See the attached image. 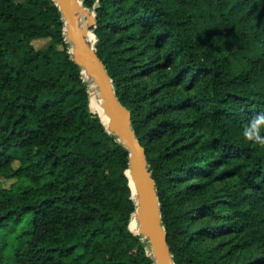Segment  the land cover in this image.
<instances>
[{"label": "trees", "instance_id": "1", "mask_svg": "<svg viewBox=\"0 0 264 264\" xmlns=\"http://www.w3.org/2000/svg\"><path fill=\"white\" fill-rule=\"evenodd\" d=\"M82 2L174 263L264 264V0ZM70 47L54 0H0V264H154Z\"/></svg>", "mask_w": 264, "mask_h": 264}, {"label": "water", "instance_id": "2", "mask_svg": "<svg viewBox=\"0 0 264 264\" xmlns=\"http://www.w3.org/2000/svg\"><path fill=\"white\" fill-rule=\"evenodd\" d=\"M54 1L60 7L65 18V33L67 40L71 43L70 52L82 66V72L84 68L88 69L99 91L107 121L102 116L99 117L106 130L115 134L128 149L129 160L125 172L129 180L132 198L136 203V209L132 216L136 214L140 222V232L150 242L154 264H175L169 249L160 198L148 162L146 148L137 137L132 126L131 113L119 100L112 78L97 52L96 35L94 44L86 38L89 27L86 22L81 21L80 0ZM92 11L94 12V10ZM87 20L89 25L94 26L96 24L95 12L88 15ZM66 26H68L69 35H67Z\"/></svg>", "mask_w": 264, "mask_h": 264}, {"label": "bare ground", "instance_id": "3", "mask_svg": "<svg viewBox=\"0 0 264 264\" xmlns=\"http://www.w3.org/2000/svg\"><path fill=\"white\" fill-rule=\"evenodd\" d=\"M83 12V9L81 8V4L79 6V13L81 15V13ZM67 28V32H68V35H69V29H68V26H66ZM86 38L88 41H90L92 44H94V39H95V34L93 33L92 30H87L86 32ZM84 73L88 76L91 77V74L90 72L88 71L87 68H84L83 69ZM85 75V76H86ZM94 83V82H92ZM90 109L93 113H95L96 115H99V116H102L103 119L105 121L106 120V116H105V109H104V106L102 104V99L99 95V91L96 87V85L94 84V86L90 87ZM129 226H130V229L139 234L140 233V227H139V220L136 216V214H134L130 220V223H129ZM142 234V233H141Z\"/></svg>", "mask_w": 264, "mask_h": 264}, {"label": "rangeland", "instance_id": "4", "mask_svg": "<svg viewBox=\"0 0 264 264\" xmlns=\"http://www.w3.org/2000/svg\"><path fill=\"white\" fill-rule=\"evenodd\" d=\"M80 4H81V8L83 9V12L81 13V21L86 22L88 24L89 29L93 31L92 26L89 25V22L87 20V16L92 15L94 12L90 8L82 5V0H80ZM66 32H67V28H66ZM67 35H68V32H67ZM47 44H48V38H38V39L34 40V45L36 47H42V46H45ZM82 74H83V78L87 82L88 88L90 90V87L94 86L95 82H94L93 78L86 75L84 73V71L82 72ZM92 82H94V83H92ZM12 180H13L12 178H4V177L0 176V182H3L5 185L10 184V182ZM139 227H140V222H139ZM139 234L142 235L141 232Z\"/></svg>", "mask_w": 264, "mask_h": 264}, {"label": "clouds", "instance_id": "5", "mask_svg": "<svg viewBox=\"0 0 264 264\" xmlns=\"http://www.w3.org/2000/svg\"><path fill=\"white\" fill-rule=\"evenodd\" d=\"M255 123H256V122H253V125H252L253 127H255ZM246 132H247V130H246Z\"/></svg>", "mask_w": 264, "mask_h": 264}]
</instances>
